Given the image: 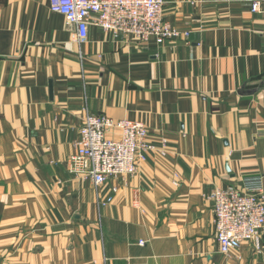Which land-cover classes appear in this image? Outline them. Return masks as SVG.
<instances>
[{
	"label": "crops",
	"instance_id": "crops-1",
	"mask_svg": "<svg viewBox=\"0 0 264 264\" xmlns=\"http://www.w3.org/2000/svg\"><path fill=\"white\" fill-rule=\"evenodd\" d=\"M163 1L187 38L80 42L50 0H0V264H264V231L218 252L208 199L264 190V15ZM86 114L142 123L155 150L95 188L67 168Z\"/></svg>",
	"mask_w": 264,
	"mask_h": 264
},
{
	"label": "built area",
	"instance_id": "built-area-1",
	"mask_svg": "<svg viewBox=\"0 0 264 264\" xmlns=\"http://www.w3.org/2000/svg\"><path fill=\"white\" fill-rule=\"evenodd\" d=\"M164 4L163 0H50V10L64 17L80 42L86 40L90 27L137 42L154 40L157 45L187 38V32L164 22ZM248 8L252 14L264 15V0H249ZM165 144L162 140L161 145ZM155 148L140 122L86 114L81 118L75 152L68 157L67 168L100 188L109 179L134 175L146 153ZM262 181L260 176L246 177L240 188H217L209 195L220 254L237 251L243 242L252 241L264 231ZM110 192L111 196L99 200V205L112 201L117 190L112 187Z\"/></svg>",
	"mask_w": 264,
	"mask_h": 264
}]
</instances>
